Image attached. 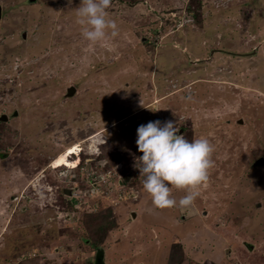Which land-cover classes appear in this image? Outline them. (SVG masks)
<instances>
[{"label": "rangeland", "instance_id": "374dc122", "mask_svg": "<svg viewBox=\"0 0 264 264\" xmlns=\"http://www.w3.org/2000/svg\"><path fill=\"white\" fill-rule=\"evenodd\" d=\"M81 2L0 0V264H264V0H111L95 45ZM155 120L215 146L188 209L143 188Z\"/></svg>", "mask_w": 264, "mask_h": 264}, {"label": "clouds", "instance_id": "9594fccd", "mask_svg": "<svg viewBox=\"0 0 264 264\" xmlns=\"http://www.w3.org/2000/svg\"><path fill=\"white\" fill-rule=\"evenodd\" d=\"M110 7L111 0H82L76 10V23L80 26L81 35L93 45L115 39L120 34L116 21L109 18L107 10ZM150 109L159 110L155 107ZM178 133L177 125L171 120L149 121L137 128L136 144L138 151L143 153L138 166L143 188L159 209H171L177 205L182 209L190 208L200 196V189L209 182L215 165V146L208 138L189 141ZM73 155H77L76 152L70 157ZM81 159L72 161L75 167L66 166L65 169L77 168ZM173 188L185 192L179 201L172 195Z\"/></svg>", "mask_w": 264, "mask_h": 264}, {"label": "water", "instance_id": "95a60500", "mask_svg": "<svg viewBox=\"0 0 264 264\" xmlns=\"http://www.w3.org/2000/svg\"><path fill=\"white\" fill-rule=\"evenodd\" d=\"M0 18H1V7H0ZM74 92H75L74 86H69L66 90L67 96H72ZM5 119L6 116L0 117V120H5ZM132 215L134 216V214ZM93 264H104L103 249L100 247L96 248Z\"/></svg>", "mask_w": 264, "mask_h": 264}, {"label": "trees", "instance_id": "16d2710c", "mask_svg": "<svg viewBox=\"0 0 264 264\" xmlns=\"http://www.w3.org/2000/svg\"><path fill=\"white\" fill-rule=\"evenodd\" d=\"M174 246H175L176 248L179 247L178 244H174ZM182 256H183V255H182V252H181V250L178 248L177 251L175 252V254H172V255L170 256V258L173 257V259H172V261L169 262L168 264H180V263L182 262Z\"/></svg>", "mask_w": 264, "mask_h": 264}]
</instances>
